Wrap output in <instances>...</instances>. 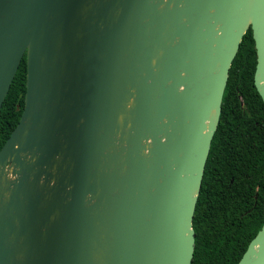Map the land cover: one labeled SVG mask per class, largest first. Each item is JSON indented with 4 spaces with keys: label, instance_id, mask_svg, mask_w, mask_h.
I'll list each match as a JSON object with an SVG mask.
<instances>
[{
    "label": "water",
    "instance_id": "1",
    "mask_svg": "<svg viewBox=\"0 0 264 264\" xmlns=\"http://www.w3.org/2000/svg\"><path fill=\"white\" fill-rule=\"evenodd\" d=\"M264 0H0V264H192L230 69ZM239 264H264V225Z\"/></svg>",
    "mask_w": 264,
    "mask_h": 264
},
{
    "label": "trees",
    "instance_id": "2",
    "mask_svg": "<svg viewBox=\"0 0 264 264\" xmlns=\"http://www.w3.org/2000/svg\"><path fill=\"white\" fill-rule=\"evenodd\" d=\"M256 67L250 28L230 69L205 168L192 264H239L264 225V102L255 86ZM26 82L25 56L2 107L0 151L20 122Z\"/></svg>",
    "mask_w": 264,
    "mask_h": 264
}]
</instances>
